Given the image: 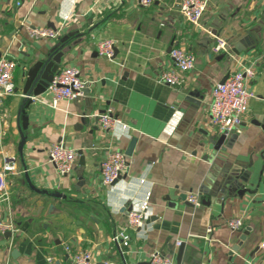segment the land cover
<instances>
[{"label":"crops","instance_id":"obj_1","mask_svg":"<svg viewBox=\"0 0 264 264\" xmlns=\"http://www.w3.org/2000/svg\"><path fill=\"white\" fill-rule=\"evenodd\" d=\"M206 2L199 26L184 18L181 0H154L150 6L139 0H0V49L18 62L16 90L0 116V168L7 158H15L16 166L7 177L10 198L0 205V220L11 225L4 231L10 235L0 231V264H49V255L58 264H73L66 243L91 250L96 264H120L121 255L130 264H149L156 250L174 264H264V0ZM25 24L61 32L32 38ZM217 36L228 40L229 54L213 51ZM105 39L115 42L112 57L98 52ZM174 46L196 55L178 87L159 79L174 65ZM53 50L64 53L60 68L77 66L86 84L80 95L57 106L48 91L33 97L24 128V71ZM244 65L255 68L249 81L254 95L242 131L217 151L210 142L217 132L208 112L211 90ZM109 107L121 120L112 131L97 118ZM133 138L128 167L104 184L107 153L126 152ZM56 142L77 152L70 174L60 175L49 160ZM237 174L247 175L252 192L216 191L209 205L188 200L189 193L205 196L203 191L213 192ZM142 204L145 225L131 230L125 247L116 233ZM232 218H242L243 227L229 228Z\"/></svg>","mask_w":264,"mask_h":264},{"label":"built area","instance_id":"obj_2","mask_svg":"<svg viewBox=\"0 0 264 264\" xmlns=\"http://www.w3.org/2000/svg\"><path fill=\"white\" fill-rule=\"evenodd\" d=\"M143 6H150L154 0H139ZM206 0H181L180 10L184 18L194 25H201V20L206 10ZM27 34L32 38H57L61 30L50 26H31L25 24ZM115 42L112 39H105L99 42L98 52L101 56L112 57L114 54ZM215 53H228L230 44L223 36H217L213 46ZM173 67L163 69L159 79L168 84L178 87L182 83V73L192 70L196 65V55L179 46L171 49ZM17 60L8 55L0 56V116L6 113V99L15 93L16 82L14 71L17 67ZM253 65H244L231 72L224 82L217 83L211 90V102L209 105V116L211 123L216 126L220 133L230 134L241 132L243 129L244 116L249 109L250 99L254 95L249 88V81L255 76ZM86 84L81 76L80 69L71 64L64 65L54 75L46 91L52 95V105L57 106L60 100L75 98L80 95ZM98 122L106 131H112L121 120L113 114V108L97 114ZM77 152L74 148L63 142L51 144L49 148V160L54 164L60 175L70 174L74 170ZM15 158H7V161L0 168V205L10 198L8 174L15 171ZM130 157L120 149L111 150L101 163L102 181L108 185L119 179L123 171L128 167ZM188 200L198 203V194L189 193ZM147 205L142 204L132 209L128 214L127 225L116 233V238H122V244L129 247L131 244V230H138L145 225ZM232 230H239L243 227L242 218H232L227 221ZM11 225L0 220V231L10 229ZM180 243V241H178ZM64 249L70 255L73 264H96L93 252L89 249L73 250L70 244H65ZM47 263L58 264L55 257L47 256ZM149 264H174L173 259L159 250L153 251Z\"/></svg>","mask_w":264,"mask_h":264},{"label":"water","instance_id":"obj_3","mask_svg":"<svg viewBox=\"0 0 264 264\" xmlns=\"http://www.w3.org/2000/svg\"><path fill=\"white\" fill-rule=\"evenodd\" d=\"M171 49V48H170ZM63 52L62 51H56L53 50L52 52H50L49 54L45 55L43 58L35 61L31 66H29L25 71H24V86L22 88L23 94H24V99L20 108V112H19V116L20 114H22L19 117V123L20 125H22L24 128L28 125V113H26V108L29 107L32 102H33V97L41 95L43 93L46 92L50 82L53 80L54 75L59 71L60 67H61V61H62V57H63ZM2 55V50L0 49V56ZM227 78V77H226ZM225 78V79H226ZM224 79V80H225ZM224 80H222V82H224ZM198 96V95H197ZM201 100V95L198 96ZM191 100L194 103H199L200 100H193L191 98ZM22 121V122H21ZM21 128V127H20ZM21 132H22V128H21ZM237 137V133L236 132H232L230 134H226V133H220V132H216L213 136H211L210 138V142L214 145V149L219 151V150H226V148L228 146H231L232 141ZM26 136L22 133V142H21V148H20V152H22V147L24 144ZM136 143V138H133L130 142V145L126 151V153L128 155L132 154V149L134 147ZM26 168V166H25ZM84 168V159L81 157L78 167H77V172H78V176L81 180V183L84 182L83 179V171ZM27 179L29 184L35 188V186H33L30 177L28 175V173L26 174ZM247 175H233V176H229L227 179H223L222 181L218 182L217 187H213L212 191L207 190V191H203L204 195H200L198 198L199 202H203L207 205H209L211 203L210 197L211 195H215V192L219 191L221 192L223 195H228V194H232L237 192L238 194H244L247 191L252 192V190H249L248 188H246L245 183L247 181ZM225 184L227 185V187H219V184ZM50 194H52L53 196H57L59 197L60 194L59 193H53V192H48ZM52 207V205H51ZM248 232H244L241 234L240 238L242 240H245L247 237ZM10 235V232H4V236H8ZM4 244L1 242L0 246H3ZM237 247H234L233 250H237ZM182 251V246L179 249V255L180 252ZM179 259V256H178ZM149 263V262H148ZM99 264H109L107 262H99ZM120 264H130L129 259L126 258L125 255H121V261Z\"/></svg>","mask_w":264,"mask_h":264}]
</instances>
